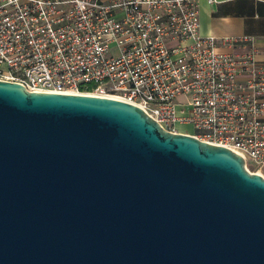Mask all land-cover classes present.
Returning <instances> with one entry per match:
<instances>
[{"label": "water", "instance_id": "water-1", "mask_svg": "<svg viewBox=\"0 0 264 264\" xmlns=\"http://www.w3.org/2000/svg\"><path fill=\"white\" fill-rule=\"evenodd\" d=\"M0 264H264V177L127 101L0 80Z\"/></svg>", "mask_w": 264, "mask_h": 264}, {"label": "built area", "instance_id": "built-area-1", "mask_svg": "<svg viewBox=\"0 0 264 264\" xmlns=\"http://www.w3.org/2000/svg\"><path fill=\"white\" fill-rule=\"evenodd\" d=\"M200 1L0 0V80L127 101L264 177V48L202 36Z\"/></svg>", "mask_w": 264, "mask_h": 264}, {"label": "crops", "instance_id": "crops-1", "mask_svg": "<svg viewBox=\"0 0 264 264\" xmlns=\"http://www.w3.org/2000/svg\"><path fill=\"white\" fill-rule=\"evenodd\" d=\"M199 32L216 38L249 35L256 46L264 48V0H217L199 3ZM238 50V48L227 50ZM264 61V55L259 56ZM192 132L182 126L181 132Z\"/></svg>", "mask_w": 264, "mask_h": 264}, {"label": "rangeland", "instance_id": "rangeland-1", "mask_svg": "<svg viewBox=\"0 0 264 264\" xmlns=\"http://www.w3.org/2000/svg\"><path fill=\"white\" fill-rule=\"evenodd\" d=\"M180 129H182V128H180ZM188 131L191 132L189 129H188ZM250 170L253 171L252 169H250Z\"/></svg>", "mask_w": 264, "mask_h": 264}, {"label": "trees", "instance_id": "trees-1", "mask_svg": "<svg viewBox=\"0 0 264 264\" xmlns=\"http://www.w3.org/2000/svg\"><path fill=\"white\" fill-rule=\"evenodd\" d=\"M182 128V127H181Z\"/></svg>", "mask_w": 264, "mask_h": 264}]
</instances>
